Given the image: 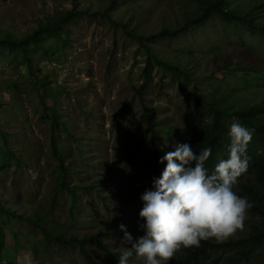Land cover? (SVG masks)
<instances>
[{"label": "rangeland", "instance_id": "obj_1", "mask_svg": "<svg viewBox=\"0 0 264 264\" xmlns=\"http://www.w3.org/2000/svg\"><path fill=\"white\" fill-rule=\"evenodd\" d=\"M199 15L196 0H0V205L14 214L0 210V264H87L79 242L53 236L89 237L99 264H118L131 246L119 225L134 240L144 234L140 197L164 170L158 161L186 143L184 116L200 96L204 123L212 102L233 110L264 99V69H249L264 66V35L213 12L159 35ZM234 115L223 121L231 126ZM244 225L223 242L263 220L247 214ZM104 245L118 253L114 262ZM234 254L221 252L216 264H264V245L250 262ZM129 264L144 261L133 255Z\"/></svg>", "mask_w": 264, "mask_h": 264}, {"label": "clouds", "instance_id": "obj_2", "mask_svg": "<svg viewBox=\"0 0 264 264\" xmlns=\"http://www.w3.org/2000/svg\"><path fill=\"white\" fill-rule=\"evenodd\" d=\"M254 131L239 122L231 124L229 156L215 165L212 174L205 168L211 148L197 154L188 143L174 145L175 150L158 161L165 168L153 178V190L140 197L139 217L144 223L138 228L144 234L134 240L126 226L119 225L124 233L121 244L131 246L124 248L118 264H129L133 255L144 264H166L182 247H199L209 239L223 242L242 231L253 204L233 188L248 170L247 149Z\"/></svg>", "mask_w": 264, "mask_h": 264}, {"label": "trees", "instance_id": "obj_3", "mask_svg": "<svg viewBox=\"0 0 264 264\" xmlns=\"http://www.w3.org/2000/svg\"><path fill=\"white\" fill-rule=\"evenodd\" d=\"M196 1L200 6L199 16L196 18H186L184 24L179 29L172 31L162 29L159 32V35L176 36L181 30L186 28L188 24L204 22L211 12L215 13L221 21H238V23L246 27L252 35H264V27H261L264 20V4H262L260 0H249L245 8L239 12L236 8L228 9L230 0ZM257 12L259 17L254 15ZM122 27L124 28L126 26L122 25ZM44 29L47 30L48 28L44 27L43 30ZM131 35L132 37H136L140 44L144 42L143 38L139 35ZM30 38H32V36H30ZM143 46L145 45L143 44ZM146 53L149 56L147 59H152L165 68L178 71L177 68L169 64H164L155 60L148 54V51H146ZM249 69L258 73L261 69H264V66ZM139 91L140 90H137V92ZM203 104V97L200 96L197 104L184 116V121L189 129L186 143L192 146L194 152H197L198 154L204 148H211L212 154L205 162V168L207 169L208 174H212L215 165L221 160H226L229 156V146L231 143L229 136L230 126L223 121V116H225V114H235L234 116L241 125L255 130L253 139L247 149V155L250 157L248 170L238 178V183L240 184L235 185L233 190L238 196L248 198L249 202L253 204V207L248 210L247 214L261 217L263 225L261 227H253V233L248 237L234 241L218 243L209 239L201 241L199 247L182 248L180 254L173 257L170 261L166 262V264H205L212 256H214V258L211 262L216 264L220 259V253L225 252L227 249L235 251L234 256L236 258H232V256L229 258L232 261L240 262L246 260L247 262H250L255 251L260 248V246L264 245V99L259 103H249L245 107L233 110L231 108H222L218 105L215 107L214 102H212L210 104L212 116L210 121L205 123L196 117L199 112L197 108L198 105ZM150 129L152 131L151 145L155 152V149L157 148L155 141L156 131L154 128V119L152 117L150 118ZM154 160V163H156V157H154ZM157 166L159 165L157 164ZM250 175H253L251 183L249 182L250 179H247L248 183L241 182ZM0 210L9 216L13 214L1 205ZM41 229L46 236H50L43 227H41ZM53 237L57 241L71 242L76 240L80 244L81 252L85 257L87 264H99L91 250L84 245V241L89 240V237L78 239L74 236H69L67 240H63L60 236ZM95 239L97 240V237H95ZM103 250L106 259L110 262H114L115 256L118 253L112 251L107 245L103 246Z\"/></svg>", "mask_w": 264, "mask_h": 264}]
</instances>
